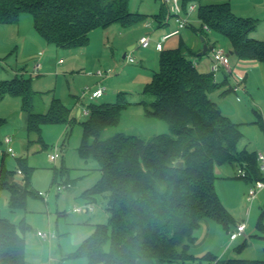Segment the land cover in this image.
<instances>
[{
    "label": "trees",
    "instance_id": "trees-1",
    "mask_svg": "<svg viewBox=\"0 0 264 264\" xmlns=\"http://www.w3.org/2000/svg\"><path fill=\"white\" fill-rule=\"evenodd\" d=\"M189 3L197 6L199 26L194 32L198 40L218 33L228 40L239 59L264 66V40L252 37L255 19L237 16L229 0H182L183 7ZM24 12L32 14L40 37L59 49L86 47L95 29L113 24L135 26L148 17L130 11L129 0H0V24H17ZM166 13L164 8L155 19L161 23ZM200 56L185 41L175 49L163 48L159 70L144 89L151 100L139 104L147 115L166 122L167 133L145 137L116 131L106 135L108 129L119 126L130 101L118 93L116 101L88 104L90 115L81 122L79 154L97 162L100 179L82 196L94 204L98 195H104L109 218L107 223L97 224L70 257H85L89 264H138L140 259L179 264H264V259H218L211 253L197 257L191 251L204 220H213L228 232L235 226L216 190V168L231 165L243 169L245 178L254 181L261 179L260 173L264 175L258 167L257 152L239 149L243 138L239 124L211 98L223 83L213 72L196 67L193 57ZM38 94L31 78L0 81V99L20 97L28 114V148L35 143L45 147L43 125L70 121L71 110L59 98H53L46 112H37L34 101ZM256 123L264 133L260 115ZM7 157L0 160V189L10 193L12 210L25 209L28 196L36 195L29 188L33 168L26 159H17L24 173L21 188L9 182L12 176L18 178L6 168ZM27 228L25 220L17 228L0 216V264H27ZM257 229L264 238L261 220Z\"/></svg>",
    "mask_w": 264,
    "mask_h": 264
},
{
    "label": "rangeland",
    "instance_id": "rangeland-1",
    "mask_svg": "<svg viewBox=\"0 0 264 264\" xmlns=\"http://www.w3.org/2000/svg\"><path fill=\"white\" fill-rule=\"evenodd\" d=\"M222 1L225 0H203L204 3ZM164 8L168 13V6L162 0H129L130 11L147 15L146 20L152 23L153 29L159 27L155 15L160 14ZM192 20L193 23H198L197 13L192 15ZM257 24L258 28L262 31L264 23L257 22ZM142 28V24L130 27L113 24L108 28L96 29L91 32L89 37L92 41L89 53L92 54L94 52L98 56L101 53L104 56L103 58L99 56L101 58V63L98 64L99 69L104 70V68L110 66L116 70L113 76L119 77L116 83L112 79L105 84L108 91L97 102H111L110 97H113V101H116L118 93H123L130 101V104L122 112L119 126L108 129L106 135L113 134L116 131H123L128 134H140L149 137L169 132V127L165 121L147 115L144 106L139 104L141 100H151L143 92L146 85L152 80L149 83L142 84V82L134 78L136 74L133 73L134 67H140L142 60L145 61L142 55L143 49H135V52L132 54L135 63L127 64L125 58H123L124 52L128 51L127 49L121 52L116 47L108 48L107 38L110 41H116L114 43L116 46L121 40H124L126 44V38L130 42H133V45L137 46L143 32ZM149 32L151 31H144L143 34L145 35ZM32 35H38V33L34 28L33 16L29 12L22 13L17 24H0V81L12 80L16 77L31 78L32 88L41 93L34 101L37 112H46L48 110L55 91L57 93L56 97L60 98L72 110L75 104L74 95L79 91L84 78H75V75L71 71L68 74L64 73L66 65L58 66L57 68L54 66V68H51V72H48L49 68L46 66L48 54H44V59H42L43 64H45V69L35 72L34 66L38 63L34 59L35 55L31 54L32 52L30 51L29 53L27 50H23V38ZM155 38L156 36L153 37V40ZM159 39L161 40V37ZM176 39L179 40L178 37ZM210 40L211 46L214 49L224 48L229 51L230 45L224 36L218 33H212ZM110 44L112 45L111 42ZM178 46L179 44L172 45L171 41L164 43V49H175ZM59 50L61 53L65 51L63 49ZM113 50L115 55H113ZM71 51L68 53H73L75 50ZM211 51L203 57L201 56L205 62L211 56ZM64 53H67V51ZM159 56L160 54L158 55L157 62L155 61L153 66L149 65L151 73L159 70ZM201 58H196L195 64ZM231 59L233 61L235 59L234 56H231ZM198 68L203 71L207 67L201 64ZM118 71L120 72L118 73ZM78 73L79 71H76V74ZM221 76L222 74L218 73L217 79H220ZM261 89L264 91V88ZM115 90H117L116 93ZM223 91V87L218 89L212 98L218 100L216 98L226 94V91ZM224 96L233 99L240 106L241 109L238 117H242L246 121V123H242L241 125L243 138L239 143V149H247L249 151L257 150L258 153L264 154V133L259 125L256 122L254 123L257 120L255 110H258V101L253 103L251 99L241 94L242 100L238 103L235 94L228 93ZM23 114L22 100L20 97L7 95L3 99H0V142L6 135L13 136V146L16 152V158H7L5 163L6 168L14 171L17 175V169L20 167L17 159H26L28 166L33 168L29 188L36 195L28 196L25 209L12 210L10 208V193L6 189H0V216L10 220L17 228L20 222L25 220L28 228L24 233V237L27 243L31 245L33 237L37 236V231L49 230L51 219L54 229L56 228L57 220H59V229L61 231L64 227L65 220L76 224L81 222V220L82 223L85 220H88L89 223L93 222L95 219L93 217L94 212H84L80 216V214H74L70 210L74 205H85L82 193H79V195H73V193L81 192L85 185L92 186L96 184L100 179V172L95 160H85L79 154V145L82 138L81 122L86 120L87 117L81 115L76 118L73 115L70 116L69 123L43 125L42 135L45 147L35 143L28 148V136ZM56 144L62 147V151L59 159L53 164L48 159V153L52 151V147ZM216 174L218 176L215 182L217 193L234 219L236 226L243 221L247 223L245 234L231 242L230 232L221 224L213 220H208L212 223L213 234L214 227H217V232L219 231L221 233V239L219 235L215 234L223 244L221 255L218 256L220 258L223 257V259L238 257L263 260L264 238L260 236L261 232L257 229V224L259 220L264 224V189L250 203L247 200V195L249 188L254 185V180L245 177L238 178V169L233 168L231 165L218 166L216 168ZM260 177L263 179L262 177L264 175L260 173ZM68 181L73 189L71 187L67 189L62 188V185L67 184ZM39 193H42V195ZM75 196L76 199L74 198ZM96 213L97 217L100 218L97 222L100 224L107 223L109 215L107 211V199L104 195H98L96 197ZM90 219L93 220L91 221ZM72 226L71 228L75 229ZM204 230L205 225L201 223V227L196 234L199 235ZM203 264L210 263L203 262Z\"/></svg>",
    "mask_w": 264,
    "mask_h": 264
},
{
    "label": "crops",
    "instance_id": "crops-1",
    "mask_svg": "<svg viewBox=\"0 0 264 264\" xmlns=\"http://www.w3.org/2000/svg\"><path fill=\"white\" fill-rule=\"evenodd\" d=\"M229 1L231 3L233 12L237 16L255 19L256 24L257 22H262V24L264 23V0H229ZM166 15L161 23L158 22L159 27L157 29L156 28L153 29L152 23L150 28L145 27L144 23L147 20L141 23L143 27L142 28L143 32L141 36L144 35L143 34L144 31H151L149 33L151 34V39H152L150 46L148 48H142L143 49L142 55L145 61L142 60L140 67H134L133 73L136 74L134 78L142 82V84L149 83L152 80V75L155 73V72L151 73V69L149 65L153 66L155 61L157 62L158 55L161 52L156 48V42L160 41L159 39L160 37H162L164 34L170 32L176 27L175 21L172 19L167 20ZM198 26H199V21L198 23L192 22L191 25H189L187 28L182 30L179 35L171 37L170 39L166 40L164 43L171 41L172 45H176V44L178 45L180 44L181 41H185L189 44V46L192 48L194 52L198 53V55H201L204 44H207L209 50L206 54H208L212 49L211 40H210V36L212 35V33H208V35L204 37V40L203 39L198 40L197 39L198 36L195 35L194 32ZM155 36L156 38L155 40H153V37ZM177 37L179 38V40L176 39ZM252 37L259 40H264V27L261 31V29H259L257 26L256 30L252 34ZM91 42L92 41L90 39L86 47H82L78 49H63L67 51V53H64L65 51L61 53L59 48H56L55 46L48 44L42 37H40L39 34L32 36H25L23 38V45H24L23 50L24 51L27 50V52L30 51L32 52L31 54L35 55L34 59H36L37 62L41 64V68L39 70L45 69V64H43L42 59H44L43 57L44 54H48L49 56L48 59L46 60L47 63L46 66L49 68L48 72L49 71L51 72V68H54V66L55 68H57L58 66L66 65V67L64 68L65 69L64 73L68 74V72L71 71V73L75 75V78H80V77L84 78V81L81 82L83 84L80 85L79 91L76 92L74 95L75 104L73 105V109L70 111V116L74 115L76 116V118L82 115L80 113V105H79V96H80L81 88L84 85L88 86V85L97 84L100 78L96 75L97 73L96 71L102 70L99 69L98 67V64L101 63V58L99 56H101L102 58L104 56H102L101 53L99 56L94 52L92 54L89 53ZM107 42H108V48L116 47V49H120L121 52L127 49L128 51L124 52V54L126 55L130 51L133 54L135 52V49L140 48L135 45L134 49L129 50V48L133 45L132 44L133 42H130L127 38H126V44L124 40H121L119 41V43H117V46L114 45V43L116 42V41L114 42V40L110 41V39L107 38ZM110 42L112 43V45L110 44ZM71 50H75V51L73 53H68V52H72ZM77 50H81V51H77ZM230 50L231 48H229V51ZM152 54L154 55L151 56ZM113 55H115L114 50H113ZM204 55L205 54H202V57ZM231 56H234L235 58L233 61L231 59ZM196 58L198 59V57H193L194 63ZM199 58H201V56ZM202 60L203 58H201V60L199 59V62L197 61V63L195 64L196 67L198 68L202 64L207 68L203 71L198 68L200 71L211 72V67L213 64L212 57L211 56L208 57L206 62ZM230 65H231L230 71H228L225 68H220V70L216 73V80L218 82L223 83L222 86L224 88L223 92L226 91L225 92L226 94L228 93L235 94L238 103H240L242 100L240 96L241 94L247 96L249 99L252 100L253 103H255V101H258L259 103L258 110H255V114L257 118L260 115L264 122V91L261 89L264 88V66L256 61L241 60L236 56V54L230 55ZM108 68H112V67L108 66ZM108 68H104V70ZM76 71H79V73L76 74ZM115 71L116 70L114 69V72ZM119 72L120 71H118V73ZM218 73L222 74L220 79H217ZM117 79H119V77L112 76L106 79L104 83L106 84L108 81L111 80L116 83L118 81ZM35 91L39 92L38 90ZM116 92L117 90H115V93ZM214 93L215 92L211 94V98ZM39 94L41 93L39 92ZM226 94H223L221 96L217 95L220 96L219 98H216L218 100H214L213 98L212 99L218 104L222 112L230 119H232L234 122L238 123L241 128L242 123H246V121L243 120L242 117H238L239 116L238 113L241 108L233 99L225 97L224 95ZM56 95L57 93L55 91L53 94V98H58L56 97ZM104 96L105 94L101 98H103ZM110 100L113 101V97H110ZM23 112H24L23 119L25 120V126H26L28 114L24 110ZM255 122L256 120L254 121V123ZM256 152L258 153L257 150ZM17 178L18 180L20 179L18 176ZM67 183L70 184L69 181ZM92 186L85 185L83 186V190L81 192L78 191L77 193L74 191L75 193H73V195H77V194L79 195V193L83 194L85 190L91 188ZM71 188L73 189V187ZM74 198L76 199V196ZM83 202H85L86 204L87 200L84 198ZM74 206H72L70 210L71 212H73L72 209ZM86 212H94L93 217L95 219L94 218H93L94 220L92 219L93 222L89 223L88 220H85L82 223L81 220V222L76 224V223L67 222L65 220L64 227L62 228L61 231L59 229L60 227L59 220H57V225L55 230L53 228L52 219H51L49 224L50 225L49 230L56 232L55 238L51 239L50 241H47L41 239L37 235L33 237L31 245L30 243H27V240L25 239L26 263L27 264H89L85 257H70V255L75 253L76 250L79 248V246L94 232L95 226L97 224H100L99 222H97V220L100 218L97 217V213L95 214V209L94 211H85V213ZM73 213L78 215L80 214L76 212ZM83 213H81L80 216H82ZM202 223L205 225V230L203 233L202 232L199 233V235L196 234L197 239L196 242L192 245L191 248L192 253L197 257H201L206 253H211L214 256H216L218 259H223V257L220 258L218 256L221 255L223 244L218 240V237H216L215 235V234L219 235V238L221 239V233L219 231L217 232V227H214L215 229L213 234L212 223H210V221H208L207 219L204 220ZM72 225L75 227V229L71 228ZM235 227L236 224L233 228ZM138 264H179V263H162L157 259H140L138 261Z\"/></svg>",
    "mask_w": 264,
    "mask_h": 264
},
{
    "label": "built area",
    "instance_id": "built-area-1",
    "mask_svg": "<svg viewBox=\"0 0 264 264\" xmlns=\"http://www.w3.org/2000/svg\"><path fill=\"white\" fill-rule=\"evenodd\" d=\"M164 4L168 6V13L166 15V19H172L176 23V27L171 30L170 32L164 34L161 37V40L156 42V48L158 50H163L164 42L171 37L177 36L181 33L182 30L187 28L191 23L192 15L194 13H197V6L194 3H189L186 7H183L182 0H163ZM144 26L147 28L151 27V22L146 21L144 23ZM205 31H210L208 26H204ZM151 34L147 33L139 39L138 47L140 48H148L151 43ZM211 57L213 60V64L211 67V71L214 73V76L216 78V73L220 70V68H225L228 71H230L231 65H230V56L228 54V51L224 48H217L214 49L212 47L211 49ZM125 62L127 64L134 63L135 59L132 56V52L130 51L126 57ZM41 68V64L37 63L34 71L38 72ZM114 69L108 68L106 70H98L96 75L100 78L99 82L95 85H88L85 86L79 96V105H80V113L88 117L90 115V110L88 108V104L93 101H97L100 99L108 90L107 86L105 85L104 81L110 77L113 76ZM14 143V137L11 135H6L3 140L1 141L0 145V160L6 155L8 157H14L16 158V152L13 146ZM62 147L59 146V144H56L52 147V151L48 153V159L51 163L55 164L56 161L61 156ZM257 161H258V167L259 170L264 173V154L263 153H257ZM17 175L19 176V181H21V178L24 176V173L22 169L19 167L17 169ZM238 175L240 177H245L246 172L243 169L238 170ZM238 176V177H239ZM22 182V181H21ZM71 187L70 184H63L62 188L67 189ZM264 189V181L257 180L254 182V185L249 188L247 200L252 203L253 200L256 198L257 194ZM42 195V193H39ZM95 205L93 203H86L85 205H75L72 209L73 212L76 213H83L85 211H94ZM247 227V223L245 221L241 222L239 225L236 226L235 229H233L230 232V241L233 242L235 239H237L240 236H243L245 234V230ZM37 235L44 240L50 241L51 239L56 237V232L47 230V231H37Z\"/></svg>",
    "mask_w": 264,
    "mask_h": 264
},
{
    "label": "water",
    "instance_id": "water-1",
    "mask_svg": "<svg viewBox=\"0 0 264 264\" xmlns=\"http://www.w3.org/2000/svg\"><path fill=\"white\" fill-rule=\"evenodd\" d=\"M134 47H135V45H132V46L129 48V50L134 49ZM208 50H209V47L207 46V44H204V46H203V51H202L201 54H206V53L208 52ZM185 54H187V53H185ZM228 54H229V56H230V55L235 54V52H234L233 50H230V51H228ZM123 57L125 58V57H126V54H124ZM177 165H178V166H183V162H178ZM9 182H16L21 188L24 187L23 184H22L21 182H19V180L16 179V177H14V176H12V177L9 178Z\"/></svg>",
    "mask_w": 264,
    "mask_h": 264
}]
</instances>
